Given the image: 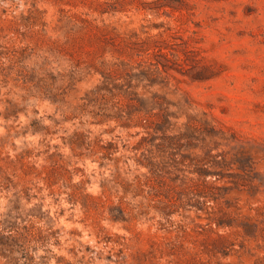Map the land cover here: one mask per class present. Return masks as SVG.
<instances>
[{"label":"rangeland","instance_id":"rangeland-1","mask_svg":"<svg viewBox=\"0 0 264 264\" xmlns=\"http://www.w3.org/2000/svg\"><path fill=\"white\" fill-rule=\"evenodd\" d=\"M0 264H264V0H0Z\"/></svg>","mask_w":264,"mask_h":264}]
</instances>
